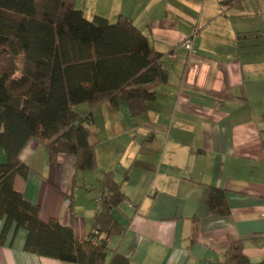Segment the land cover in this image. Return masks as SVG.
<instances>
[{
  "label": "crops",
  "instance_id": "crops-1",
  "mask_svg": "<svg viewBox=\"0 0 264 264\" xmlns=\"http://www.w3.org/2000/svg\"><path fill=\"white\" fill-rule=\"evenodd\" d=\"M77 6L87 19L129 17L163 53L169 82L157 86L141 116L122 97L118 109L81 105L94 119L97 169L76 173L69 154L51 163L46 144L33 139L21 155L29 172L17 188L42 221L58 219L83 239L101 211V180L113 171L128 200L112 211L125 230L109 246L130 264H227L224 253L236 239L252 261L264 259V0ZM195 28L189 51L181 43ZM209 185L225 190L228 215L210 212ZM4 225L0 220V264H75L25 251L27 231L15 224L2 239Z\"/></svg>",
  "mask_w": 264,
  "mask_h": 264
},
{
  "label": "trees",
  "instance_id": "trees-1",
  "mask_svg": "<svg viewBox=\"0 0 264 264\" xmlns=\"http://www.w3.org/2000/svg\"><path fill=\"white\" fill-rule=\"evenodd\" d=\"M168 82L163 53L127 16L115 23L98 15L87 19L77 0H0L2 239L15 224L27 231V252L75 264H130L128 257L109 246V239L125 230L112 211L128 200L113 171L101 180L97 197L101 211L94 222L98 233L93 228L80 239L72 226L58 219L42 221L38 206L17 188L16 179H26L29 172L21 155L31 140H40L46 144L49 162L69 154L76 173L94 171L98 167L94 119L77 107L93 110L107 102L118 109L122 97L132 114L141 116L156 99L157 86ZM205 202L213 214L230 213L222 188L207 186ZM223 261L264 264V259L252 261L245 254L241 239L230 244Z\"/></svg>",
  "mask_w": 264,
  "mask_h": 264
},
{
  "label": "built area",
  "instance_id": "built-area-1",
  "mask_svg": "<svg viewBox=\"0 0 264 264\" xmlns=\"http://www.w3.org/2000/svg\"><path fill=\"white\" fill-rule=\"evenodd\" d=\"M196 32H197V29L195 28V29L193 30L192 35L186 37V38L184 39V41L181 43V45H182L185 49H188L189 51H191V49H192V44H193V38H194ZM99 199L102 200V198H99ZM67 203H68V202H67ZM93 231H94L95 234L98 233V232L95 230V228H94ZM92 242H93L94 244L97 243V242H98L97 237L94 238V239L92 240Z\"/></svg>",
  "mask_w": 264,
  "mask_h": 264
},
{
  "label": "rangeland",
  "instance_id": "rangeland-1",
  "mask_svg": "<svg viewBox=\"0 0 264 264\" xmlns=\"http://www.w3.org/2000/svg\"><path fill=\"white\" fill-rule=\"evenodd\" d=\"M20 64H21V62H20ZM79 107H77V110H79L82 113L83 110H82L81 106H79Z\"/></svg>",
  "mask_w": 264,
  "mask_h": 264
}]
</instances>
